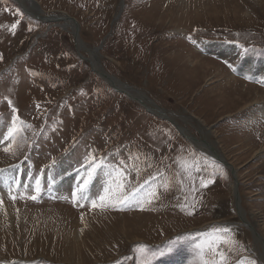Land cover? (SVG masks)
<instances>
[{
  "label": "rangeland",
  "instance_id": "obj_1",
  "mask_svg": "<svg viewBox=\"0 0 264 264\" xmlns=\"http://www.w3.org/2000/svg\"><path fill=\"white\" fill-rule=\"evenodd\" d=\"M24 2L0 0V264H194L210 238L264 264V0Z\"/></svg>",
  "mask_w": 264,
  "mask_h": 264
},
{
  "label": "bare ground",
  "instance_id": "obj_2",
  "mask_svg": "<svg viewBox=\"0 0 264 264\" xmlns=\"http://www.w3.org/2000/svg\"><path fill=\"white\" fill-rule=\"evenodd\" d=\"M18 1V3L22 6V8L25 10V11H27L26 13L27 14H29V15H31L32 17H35V16H40V10L38 11V6H36V3H34V2H31V6L30 7H28V6H26L25 5V3L26 2H24V0H17ZM170 0H165V7L164 8H162V13H163V15H164V13L167 11V10H169L168 8L171 6L170 5V3L168 4L167 2H169ZM172 2H174V0H171ZM179 5H183V9L181 8V6L179 7V9L178 10H176L175 8H173L174 10H176L178 13H180L179 14V18H177L178 19V21L176 22V26H178L177 27V29H181L182 27H184L185 26V23H187V21H188V18H186L185 19V17L187 16L186 14H187V12H186V9H185V7H184V4L181 2ZM171 9V8H170ZM161 11H159V9H158V11L156 10L155 12H154V14L152 15V16H154L156 19L157 18H159V13H161ZM171 14V13H170ZM156 15V16H155ZM43 17V16H42ZM48 17V16H47ZM64 17V16H63ZM188 17V16H187ZM43 18H46V17H43ZM172 19V18H171ZM46 20H48V18L46 19ZM71 22V21H70ZM158 22V21H157ZM179 22H181V23H179ZM72 25H74V23L72 24ZM69 26V25H68ZM181 27V28H180ZM75 28V27H74ZM78 44H79V47L81 46L82 48H84L85 46H83V45H80V43L79 42H77ZM209 45V44H208ZM81 48V49H82ZM89 53H91L92 54V57H91V62H92V64H93V66L94 65H97V63H95L94 62V59H96V58H94V56H95V53H94V51H92V50H90L89 51ZM178 58V57H177ZM96 68H97V66H96ZM106 78H107V80L111 83V84H113V85H115V86H118V87H120V88H124L125 89V91L127 92V94H129L131 97H134V98H136V99H139L141 102H143L144 104H148V100L146 99V97L144 96V95H142L139 91H137V90H134L133 88H127V87H123V85L121 84V83H118L117 81H114L112 78H110V77H107V76H105ZM148 106V105H147ZM152 109V108H151ZM163 117H169L170 119H171V121H172V119H173V117L172 116H168V115H163ZM169 120V119H168ZM174 120V119H173ZM174 122V121H173ZM176 123V122H175ZM176 125L178 126V128L179 129H181V132L183 133V129L182 128H180L179 127V125H178V123H176ZM207 139H202V141L201 142H198V141H196V140H194V141H192L193 143H194V145H196L201 151H206L207 153H211L212 155H215L213 152H211L210 150L211 149H213L212 148V146L206 141ZM217 152V151H216ZM216 156V155H215ZM236 171V170H235ZM64 178H65V176H64ZM60 182L61 183H63L64 182V180H63V178H61L60 179ZM58 183V182H57ZM58 186H61L59 183H58ZM234 187H233V193H234ZM238 212H240V208H238ZM257 238V237H256Z\"/></svg>",
  "mask_w": 264,
  "mask_h": 264
},
{
  "label": "snow or ice",
  "instance_id": "obj_3",
  "mask_svg": "<svg viewBox=\"0 0 264 264\" xmlns=\"http://www.w3.org/2000/svg\"><path fill=\"white\" fill-rule=\"evenodd\" d=\"M16 25H12V28H15ZM11 104V102L9 101ZM4 151H10L9 148H5ZM88 181H84V185H82L77 191L81 193V198L83 197L84 187L87 185ZM73 197H76L77 192H73ZM14 198V197H13ZM31 199H35V197H31ZM104 199V197H101ZM93 206H95V201L92 202ZM225 231H227L225 229ZM220 243L219 238H210L197 245V259L194 261V264H227V257L225 256L223 251L218 249V244ZM243 264V261H241Z\"/></svg>",
  "mask_w": 264,
  "mask_h": 264
},
{
  "label": "water",
  "instance_id": "obj_4",
  "mask_svg": "<svg viewBox=\"0 0 264 264\" xmlns=\"http://www.w3.org/2000/svg\"><path fill=\"white\" fill-rule=\"evenodd\" d=\"M237 188H235V191H236Z\"/></svg>",
  "mask_w": 264,
  "mask_h": 264
}]
</instances>
